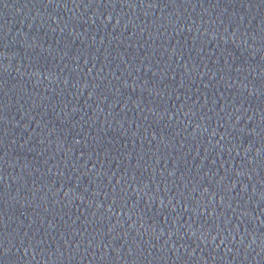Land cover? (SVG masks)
<instances>
[{"label":"water","instance_id":"1","mask_svg":"<svg viewBox=\"0 0 264 264\" xmlns=\"http://www.w3.org/2000/svg\"><path fill=\"white\" fill-rule=\"evenodd\" d=\"M0 264H264V0H0Z\"/></svg>","mask_w":264,"mask_h":264}]
</instances>
